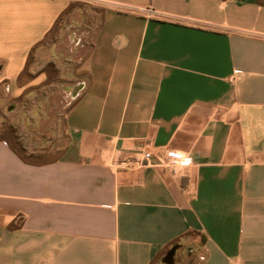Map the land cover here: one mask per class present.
Segmentation results:
<instances>
[{
  "label": "crops",
  "instance_id": "obj_1",
  "mask_svg": "<svg viewBox=\"0 0 264 264\" xmlns=\"http://www.w3.org/2000/svg\"><path fill=\"white\" fill-rule=\"evenodd\" d=\"M80 2L101 19L67 145L0 141V264H264V0H0V83ZM166 149L191 165H136Z\"/></svg>",
  "mask_w": 264,
  "mask_h": 264
},
{
  "label": "rangeland",
  "instance_id": "obj_2",
  "mask_svg": "<svg viewBox=\"0 0 264 264\" xmlns=\"http://www.w3.org/2000/svg\"><path fill=\"white\" fill-rule=\"evenodd\" d=\"M100 19V7L78 3L34 48L27 68L31 78H20L18 95L15 85L0 83V132L12 128L15 146L26 154L57 155L67 145L65 116L74 88L85 78L84 63Z\"/></svg>",
  "mask_w": 264,
  "mask_h": 264
},
{
  "label": "trees",
  "instance_id": "obj_3",
  "mask_svg": "<svg viewBox=\"0 0 264 264\" xmlns=\"http://www.w3.org/2000/svg\"><path fill=\"white\" fill-rule=\"evenodd\" d=\"M77 5L78 4L72 3L70 5V7L68 8V10L66 11V13L67 12L69 13ZM32 52H33V50L29 53L28 59H27L26 64H25V67L22 70V72L20 73V75L18 76V80H17L18 84H19V80H20L21 77L26 76L28 79L31 78V76L28 75L27 68H28L29 59H30V57L32 55ZM47 81L48 80H45V83ZM7 131L8 132H4V134L0 132V141L5 142L25 163H28V164L43 165V164H47V163L53 162L59 157V154H61L63 149L65 148L64 147V148L60 149L57 152V155H51V154L47 153V151L38 152L36 154L35 153L26 154L24 149L20 150L19 148H17L15 146V144H14L15 138H13L14 137V132H13L12 128L7 129Z\"/></svg>",
  "mask_w": 264,
  "mask_h": 264
},
{
  "label": "built area",
  "instance_id": "obj_4",
  "mask_svg": "<svg viewBox=\"0 0 264 264\" xmlns=\"http://www.w3.org/2000/svg\"><path fill=\"white\" fill-rule=\"evenodd\" d=\"M191 163L192 158L190 156L180 154L174 150L166 149L161 150L154 157L150 152L143 153L142 158L136 162V165L140 167L149 164L154 166H166L173 173H177L190 166Z\"/></svg>",
  "mask_w": 264,
  "mask_h": 264
},
{
  "label": "water",
  "instance_id": "obj_5",
  "mask_svg": "<svg viewBox=\"0 0 264 264\" xmlns=\"http://www.w3.org/2000/svg\"><path fill=\"white\" fill-rule=\"evenodd\" d=\"M75 95V94H74ZM179 245H173L166 253L164 258L162 259L163 264H174L175 262V254Z\"/></svg>",
  "mask_w": 264,
  "mask_h": 264
}]
</instances>
